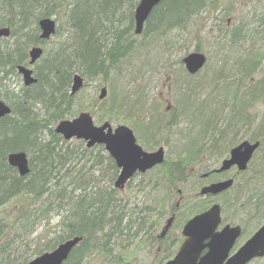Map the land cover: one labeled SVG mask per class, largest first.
<instances>
[{
	"label": "trees",
	"instance_id": "trees-1",
	"mask_svg": "<svg viewBox=\"0 0 264 264\" xmlns=\"http://www.w3.org/2000/svg\"><path fill=\"white\" fill-rule=\"evenodd\" d=\"M138 2L0 0V27L12 28L8 53L4 57L0 52V73L3 74L0 78L1 88L7 85L9 74L17 75V65L26 63L30 44H49L39 38L38 21L44 17H54L60 23L55 35L62 28V21L65 22L59 43L50 49L47 47L44 57L34 67L37 83L30 87L22 85L17 90L12 89L10 96L2 93L11 107V113L0 118V264H26L33 256L51 251L73 236H82L83 240L64 264H87L93 256L101 255L105 256L104 261L116 264L119 260H115L112 249H116L118 244L124 246L122 238L129 233L126 231L133 226L137 230L144 226L147 217L143 213L140 215L134 209L128 214L118 212V201L124 203L119 190L113 187L118 168L112 157L104 153V147H85L80 152L82 157H76L79 153L54 130L57 122L72 115L70 108L73 102L68 90L74 73L84 76L85 85L93 81L105 82L109 94L103 99L104 102L101 101L106 109L101 119L111 121L114 116L123 113L132 119L130 124L138 135L141 133L147 136L145 143L154 140L160 133L161 137L165 134L168 136V131L184 116L194 122L197 116L205 115L213 99L220 96L216 89L211 88L206 98L200 99L197 93L201 89L199 84L189 81L200 73L188 74L181 62L188 53L186 43H183L184 33L192 35L191 29H197V22L211 16L213 1L163 0L153 9L143 32L136 35L134 12ZM260 24L262 27L263 22ZM229 42L232 46L238 45L235 35ZM153 46L157 53L152 56ZM177 46H180L178 51L175 50ZM195 50L199 51V47ZM179 51L184 54L177 55ZM173 57H176L175 62ZM143 58L154 62L153 66L157 68L160 64V68L165 69V80L173 88L171 99L157 98L147 124L142 121L146 92L139 84L144 77L138 74L139 78L133 81L132 91L120 95L114 93L115 78L122 77ZM253 70L249 66L246 74L243 73L244 77L250 76ZM214 77L222 80L217 73ZM182 78L186 83L183 88ZM241 88L236 85L232 94L233 99L238 101L232 110L230 124L224 127L226 131H222V128L217 131L216 145L212 144L207 150L199 144L201 136L208 133L210 126L196 132L193 138L190 134L184 139L185 147L175 160L166 158L161 166L163 173L154 186L166 184L170 198L174 199L179 193L177 185L195 177L197 167L202 173L209 174L207 179L202 178V174L197 175L199 185L214 181L216 177L211 175L213 168H208L205 162L206 151L211 157L221 160L236 144L232 135H229L232 132L237 134L239 127L245 123L252 125L253 130L247 139L261 142L254 155V158L258 155L261 160L260 168L251 177L239 178V182L230 191L220 196L225 222L229 220L225 216L227 209L234 208L244 214L241 225L242 235H245L251 226L259 227L264 221V113L258 117L248 115L247 111L254 100L264 102V77L245 86L243 91ZM59 96L69 103L62 112L50 105L56 103ZM167 100L173 104L168 101L169 108H163ZM136 110L139 113L137 117L134 115ZM153 146L148 145L147 149ZM17 151H24L29 156L30 172L24 177L8 163V155ZM83 160L85 163L80 164ZM88 162H91L90 167H87ZM93 165L104 166L103 176L95 175ZM247 171L241 173L242 177L246 176ZM235 177L238 178V173ZM241 192L247 194L241 197ZM214 199L188 192L180 207L176 202L171 203L170 212L177 214L183 211L182 214L187 217L206 210ZM142 209H145V215L152 212L150 205L142 206L140 212ZM114 210L118 212L115 218L110 217ZM56 214L60 216V229L45 230L48 234L43 241H39L40 244L35 242L37 237L31 236L41 225L55 218ZM256 262L264 264V258Z\"/></svg>",
	"mask_w": 264,
	"mask_h": 264
},
{
	"label": "rangeland",
	"instance_id": "rangeland-1",
	"mask_svg": "<svg viewBox=\"0 0 264 264\" xmlns=\"http://www.w3.org/2000/svg\"><path fill=\"white\" fill-rule=\"evenodd\" d=\"M211 1H213L211 5V16L209 18L205 17L200 19L197 22V29H191V31H193L192 35L189 34V36H187L185 32V40L183 42L186 43V50H188V52H193L196 47H199V52H202L207 56L208 62L203 70H201L200 74L195 79L189 80L190 82H197L199 84L198 87L201 89H198L197 93H199L200 99L206 98L211 88L216 89V92L220 94V96L213 99V103L209 106L207 113H205V115L203 114L197 116V120L194 122L191 121V118L184 116L178 124L172 127L171 131H168L169 137L166 134L164 137H161L162 135L160 133L154 140L147 143H145L147 136L141 133L138 135L130 124L132 119L127 118L123 113L114 116L111 121L108 120L112 124L113 128L120 124L130 127L133 130L138 143L146 151H154L159 147H164L166 158L170 161L175 160L181 149L185 147L184 139L190 134V137L193 138L196 132L204 131V127L210 126L212 127L211 129L216 130L222 126L225 127L228 123L230 124L232 119V110L238 101V99L234 100L232 95L236 90V85L242 86L243 88L241 89L243 91L245 86H248L250 83L256 82L264 77V0ZM260 22H263L262 27ZM58 25H60L59 22ZM64 27L65 22L62 21V28L59 29V33L49 41L48 45H42L45 50L47 47L50 49L51 46H55L56 43H59L60 34L64 31ZM234 35L238 40L237 46H232L229 42ZM10 41L11 39L9 38L0 41V52L2 54L8 50ZM31 46L32 45L30 44L28 48ZM178 49H180V46H177L175 50L178 51ZM151 50L152 56L157 53L154 46ZM183 54L184 52L182 53L180 51L177 53V55ZM175 58L176 57H173L174 62L176 60ZM145 59L146 58H143L140 59V62H136V64L132 66L129 71L123 74L122 77L115 78L116 91H114V93L120 95L125 91H132L133 81L139 78L138 74H140L141 77H144L139 84L145 88L146 92V104L144 106L145 113L143 114L142 121L147 124L151 118L150 113L157 98L162 97L163 99H171L170 97L172 96L171 93L173 92V88H171L172 84H168L165 80V69L160 68V64L157 68L153 66L154 62L151 63V61L149 62ZM164 59L165 58H163V60ZM249 66L253 67L254 70L250 76L244 77L243 73L247 72L246 70ZM216 73L220 78H222V80H217V78L215 79L214 74ZM16 74L17 75L12 74L8 77V81H6L7 85L5 87H0L2 93H6V95L10 96L12 89L17 90L23 85L22 76L18 73ZM2 75L3 74L0 73V78ZM104 83L105 82L103 81H93L84 86L77 94L78 99L75 103H73L71 111L72 115L67 119H72L78 116L80 112L89 111L93 116L95 125L99 126L107 121L101 119L106 109L101 104V101H104L98 99L99 94L101 93V88L104 86H106L108 90L107 96L109 94V88L107 84ZM185 86V79L182 78L181 88ZM229 91H231V93L227 94ZM191 92H194V90H191ZM3 100L6 101L4 98ZM95 100H98V102L95 103ZM168 101H170V104L172 103L171 100H167L163 104V108L167 106ZM247 111L248 115H258L259 117L262 113H264V102L254 100L250 104V107H248ZM178 112L181 111L178 110ZM134 115L136 117L139 115L137 110ZM57 124L58 122L54 125V127H56ZM252 130L253 126L245 123L243 126L239 127L237 134L232 132L229 136L232 135L233 142L238 144L245 139L247 140V137ZM212 137L213 135H211L209 131L205 135L201 136L199 144L204 145V147L208 150L211 146H213ZM156 142L157 144H155ZM67 144H71V146L79 153L76 157L81 156L80 152L86 147L85 142L76 139L67 141ZM148 145L154 146L151 149H147ZM104 153L107 154L106 152ZM206 153L207 154L204 155V158L207 167H217L222 159L220 160L216 157L213 158L207 151ZM82 163H85V161L83 160L80 164ZM104 163L105 160L103 159V164ZM260 163L261 160L257 155L249 165L246 176L242 177L243 175L238 174L236 183L239 182V178L251 177L255 171L260 168ZM90 165L91 162H88L87 167H90ZM161 166L162 165L145 174L136 175L130 181V184L126 185L124 190H119V196L124 201L123 204L125 213L128 214L131 209H134L136 213H139L140 215L143 213L142 215L147 218H145V223L142 229L137 230L136 227L133 226L131 230L126 231L129 233L125 234L124 238H122L123 247H121V244H118L116 249H112V255L115 256V260H119V263L116 264H165L168 260L174 257L183 241L181 231L185 221L195 215L190 214L186 217V214H182L183 211H179L176 214L174 221L171 223V229L169 228L170 231H167L165 237L160 236L166 227L168 220L172 217L170 212L171 203L176 202V204H178L180 201L179 205H182L183 199L186 197L188 192L197 193L201 186L198 183L199 178L197 175L202 174L200 169L197 167V171L195 170L197 175L189 179L188 182L177 185L181 194L177 193L178 195H176L174 199H171L169 196V189L166 184L161 183L156 187L154 186L156 180L160 178L161 173H163ZM92 169L95 171L96 176H103L105 173L104 166L93 165ZM236 173V169H232L230 175H235ZM231 192V195L234 196L235 194H233V191ZM245 194H247V192H241L240 196L242 197ZM221 200L222 197L213 201L221 203ZM145 205H150L152 210L150 214L145 215V209H142V212H140L142 206ZM241 212L242 211L234 208L227 209L225 216L229 220L226 222L223 221L219 229H221L225 224L230 223L241 225L242 218L244 216ZM185 217L186 219H184ZM59 220L60 216L56 214L55 218H53L48 224L41 225L36 233L31 237H37L35 242L40 244L41 242L39 241H43L48 234L45 230L56 231L60 229ZM257 228L258 227L256 226H251L247 234L242 235L239 238L235 244L237 249L255 232ZM104 257V255L98 257L93 256L87 264H112V262H109L108 260L104 261ZM250 264H262V262H252Z\"/></svg>",
	"mask_w": 264,
	"mask_h": 264
},
{
	"label": "water",
	"instance_id": "water-1",
	"mask_svg": "<svg viewBox=\"0 0 264 264\" xmlns=\"http://www.w3.org/2000/svg\"><path fill=\"white\" fill-rule=\"evenodd\" d=\"M163 0H140L135 9V33L143 31L144 23L149 18L153 9ZM41 38L49 39L56 32L57 22L53 17H45L38 22ZM10 35L9 27L0 28V39ZM34 63L42 54L41 46H34L28 52ZM207 61L206 55L200 52H191L183 58L186 69L191 74L201 70ZM18 71L23 75L25 86L37 82L33 76V70L24 66H18ZM73 91L82 86V76L78 73L74 77ZM107 95V89L102 88L100 98ZM10 113V107L1 99L0 92V118ZM56 133L64 139L72 137L83 139L87 147L102 144L116 161L120 173L115 182V187L123 188L126 182L136 173H144L165 160V150L159 147L148 152L137 143L133 130L127 125H119L112 128L110 122L101 126H95L90 113L82 112L72 120H61L55 128ZM260 141L241 142L230 151V156L222 161L217 172L227 171L237 166L240 171L248 168L255 151L259 148ZM8 162L15 167L24 177L29 174V159L23 151L12 152L8 155ZM234 183V179L211 183L203 186L200 194L216 195L222 193ZM221 206L214 204L208 210L192 217L185 224L182 234L186 237L176 256L166 264H247L252 259L264 256V224L229 258L237 238L241 235V226L225 225L221 231L217 228L221 224ZM172 218L168 220L163 235L170 227ZM81 236L69 238L60 243L54 250L43 253L26 264H63L72 250L82 241ZM207 250L204 254L203 252Z\"/></svg>",
	"mask_w": 264,
	"mask_h": 264
},
{
	"label": "bare ground",
	"instance_id": "bare-ground-1",
	"mask_svg": "<svg viewBox=\"0 0 264 264\" xmlns=\"http://www.w3.org/2000/svg\"><path fill=\"white\" fill-rule=\"evenodd\" d=\"M9 27V29H10V32L12 31V28L10 27V26H8ZM1 28V27H0ZM41 34L39 33V38H40V40H42V41H44V42H49L52 38L50 37L49 39H43V38H41V36H40ZM40 46L43 48V46H42V44H40ZM28 50H29V48H28ZM8 53V51H6V52H4V57H5V55ZM44 57V54H42L34 63H30V61H31V58H30V56L28 57V59H27V61H26V63L25 64H20L19 66H24V67H27V68H29V69H32L33 70V76L35 75V73H34V67H35V65L42 59ZM16 72L19 74V75H21L22 76V79H23V75L18 71V67L16 68ZM75 74H78V72L77 73H74L73 74V76H72V81H71V84H70V87H69V90H68V94H69V97L72 99V102L73 103H75V101L78 99V97H77V94L81 91V89L84 87V86H86L85 85V83H86V81H85V78H84V76H82L80 73V75L82 76V86L79 88V89H77L76 91H73V85H74V79H73V77H74V75ZM10 75H12V74H9V76ZM8 76V77H9ZM38 80V79H37ZM23 81H24V79H23ZM37 83V82H36ZM36 83H34V84H36ZM34 84H31V85H29L28 87H30V86H33ZM61 97L59 96V97H57V99H56V103H54L53 105L52 104H50L51 105V107L53 108V109H55V110H57L58 112H62V111H64L65 109H66V105L67 104H69L68 102H65V101H63L62 99H60ZM98 99L99 100H103V99H101L100 98V94H99V97H98ZM55 105V106H54ZM10 106V105H9ZM72 107H73V105H71V108H70V110H72ZM41 108V107H40ZM59 108V109H58ZM83 112H88V113H90L91 114V112H89V111H83ZM10 113H11V107H10ZM9 113V114H10ZM80 113H82V112H80ZM80 113H79V115H80ZM9 114H7V115H9ZM7 115H5V116H7ZM78 115V116H79ZM4 116V117H5ZM78 116H76V117H78ZM91 116H92V114H91ZM76 117H74V118H76ZM3 118V117H2ZM74 118H72V119H74ZM92 118H93V116H92ZM72 119H69V120H72ZM212 127H209V129H208V132L210 131V133H211V135H213V137H212V139H213V145H216V141H215V136L218 134L217 133V131H219V130H221V129H216V130H214V129H211ZM222 128V131H226L225 130V128L222 126L221 127ZM74 139H76V140H80V141H82V139H78L77 137H72L71 139H70V141L71 140H74ZM208 178V177H207ZM207 178H205V179H207ZM206 183H210L209 181H206ZM88 189H90V187H88ZM117 202V201H116ZM118 209H119V211L118 212H120V213H122V214H124L125 213V211H124V204L122 203V202H119L118 201ZM116 209V208H115ZM115 211V210H114ZM118 212H117V210L114 212V214H113V216H110V217H114V216H116L117 214H118ZM115 218V217H114ZM113 218V219H114ZM112 219V220H113Z\"/></svg>",
	"mask_w": 264,
	"mask_h": 264
},
{
	"label": "flooded vegetation",
	"instance_id": "flooded-vegetation-1",
	"mask_svg": "<svg viewBox=\"0 0 264 264\" xmlns=\"http://www.w3.org/2000/svg\"><path fill=\"white\" fill-rule=\"evenodd\" d=\"M224 178V177H223Z\"/></svg>",
	"mask_w": 264,
	"mask_h": 264
}]
</instances>
